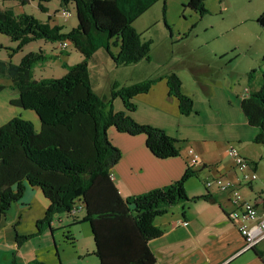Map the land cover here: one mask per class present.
<instances>
[{
	"label": "trees",
	"instance_id": "trees-1",
	"mask_svg": "<svg viewBox=\"0 0 264 264\" xmlns=\"http://www.w3.org/2000/svg\"><path fill=\"white\" fill-rule=\"evenodd\" d=\"M2 1L26 5L32 0ZM37 1L45 11L39 3L45 0ZM157 1L59 0L60 5L71 2L74 6L77 24L68 32L48 20L16 14L11 8L0 9V34L17 43L14 51L42 39L69 43L83 57L76 64L62 63L66 73L61 78L41 79L34 78V67L55 56L38 51L26 54L18 64L0 60V79L9 81L10 89L17 92L9 104L34 112L40 122L39 131L21 116L0 125V219L19 202L26 186L39 188L49 202L43 218L37 221V234L50 227L54 216L69 214L79 201L85 211L82 222L89 225L99 264H157L148 247V241L162 234L155 219L180 203L213 199L208 193L188 197L185 183L199 173L193 169L195 164L188 162L178 180L126 198L119 195L110 178L121 156L108 138L110 127L130 136L144 135L147 149L158 159L180 155L182 141L161 128L136 122L127 113L135 110V96L147 93L163 79L169 94L177 99L179 112L189 115L193 111V101L182 93L175 73L132 85L114 82L108 96L92 88L88 64L99 50L116 66L150 61L152 42L143 39L132 23ZM205 1L188 0L185 7L204 15ZM256 22L264 28V11ZM261 62L264 65V56ZM4 88L0 84V92ZM115 98H120L126 111H114ZM239 105L246 122L258 130L252 142L264 144V69L259 88L249 92ZM34 236L18 235L15 241L21 246ZM30 264L45 263L33 260Z\"/></svg>",
	"mask_w": 264,
	"mask_h": 264
},
{
	"label": "crops",
	"instance_id": "crops-1",
	"mask_svg": "<svg viewBox=\"0 0 264 264\" xmlns=\"http://www.w3.org/2000/svg\"><path fill=\"white\" fill-rule=\"evenodd\" d=\"M60 8L61 6L58 9ZM49 17L51 25H61L52 15ZM57 47L61 49H57L58 53L52 52V55L56 57L54 62L60 66L62 63L76 64L83 58L69 43L66 47H61L58 42L54 49ZM61 51L65 58L60 56ZM101 52L97 51L88 64L92 88L96 93L98 90H95L94 85L98 84L97 77H101V73L95 60ZM112 52L116 53L117 50ZM166 53L155 66L146 65V61L131 65L128 69V83L115 82L132 85L169 73H175L179 77L182 93L193 101V111L189 115L179 112L177 99L169 94L163 79L147 93L135 96L132 100L135 110L127 113L136 122L161 128L169 136L182 141L180 155L158 159L147 149L144 135L130 136L110 127L107 130L108 138L121 154L119 161L111 169L113 183L122 198L165 187L183 175L186 164L191 159V150L198 158L193 169L199 173L197 177L186 181V194L188 197H198L208 193L213 199L180 203L155 219L154 224L162 234L148 241V247L156 263L264 264V240L252 249L244 250V240L236 224L229 219L234 206L229 201L228 192L205 187L206 181L220 177L231 182L242 197L251 202L260 191H264V155L261 154L259 144L252 142L258 130L246 122L239 105L240 100L249 92L259 88V82L254 88L252 74L241 78L237 69L232 68V57L225 56L227 51L224 48L205 54L197 60L175 59L172 46L166 49ZM101 56V62L105 61L109 65L110 58L107 54L104 52ZM9 86L10 83L6 87L11 90V94L0 101V125L18 115L29 120L34 130L39 131L40 122L34 112L22 111L23 109L9 104V100L17 96V92ZM112 105L116 112L126 111L120 98H115ZM230 147L252 164L256 180H242L233 158L228 154ZM48 205V200L39 188L25 187L19 202L14 203L12 208L10 206L0 219V264H30L33 260L45 264H79L80 261L83 264L87 256H95L91 234L88 246H75L76 239L71 236L74 253L64 257L59 252V230L86 223L82 222L85 211L82 213L79 210H84L79 201L74 214L59 215L58 221L53 219L49 228L44 227L37 234V221L43 218ZM18 235L35 236L28 243L18 246L15 241ZM36 239L38 243L35 244Z\"/></svg>",
	"mask_w": 264,
	"mask_h": 264
},
{
	"label": "rangeland",
	"instance_id": "rangeland-1",
	"mask_svg": "<svg viewBox=\"0 0 264 264\" xmlns=\"http://www.w3.org/2000/svg\"><path fill=\"white\" fill-rule=\"evenodd\" d=\"M187 1L158 0L132 23V27L141 34L143 39L152 42L151 61L145 62V64L157 65L167 55L166 49L171 46L174 50L173 57L179 58V60H197L203 58L205 54H212L213 51L224 48L227 51L225 56L232 57L231 65L233 69H237V74L241 78H245L250 73L252 80L254 79L252 82L254 88L258 82L260 85L261 71L264 69L261 62V58L264 56V28L257 24L256 19L264 11V0H206L204 7L207 13L204 15H199L186 8ZM39 3L45 8V11L38 7L37 0H32L26 5L0 0V9L11 8L16 14H29L42 22L49 20V16L52 15L63 26L64 32H68L76 26L77 19L71 2L65 6L60 5L59 0H45ZM59 6H61L60 9H58ZM62 10L68 11L70 16L61 17ZM56 46V42L39 39L14 51L17 43L0 34V59L18 64L21 58L30 52L42 51L46 55H52L54 51L58 53L57 49L60 47L54 49ZM71 50L72 47H70ZM112 50H117V48H112ZM101 51L95 60L101 77H97L98 84L94 85V88L98 90L99 95L108 96L110 86L115 81L122 84L128 83L130 66H116L110 59H108L109 65H106L105 61L101 62V55L104 53L103 50ZM59 54L65 58L61 52ZM54 60L34 67V76L37 78L40 76L44 78L64 76L66 69L55 63ZM0 83L5 86L0 92V101H2L11 94V90L6 87L9 81L0 79ZM258 147L261 154L264 155V144H259ZM239 173L242 176V173ZM79 210L84 212L81 208ZM59 215L64 216L65 214H58L53 219L58 221ZM58 233L59 252L64 257L74 253L71 236L75 237L74 243L78 247L88 246L91 239L88 223L71 228L65 227ZM34 243H38V240L36 239ZM53 249L55 250V247ZM92 260L94 264H99L96 256H87L83 264H92ZM79 264H82V261Z\"/></svg>",
	"mask_w": 264,
	"mask_h": 264
},
{
	"label": "built area",
	"instance_id": "built-area-1",
	"mask_svg": "<svg viewBox=\"0 0 264 264\" xmlns=\"http://www.w3.org/2000/svg\"><path fill=\"white\" fill-rule=\"evenodd\" d=\"M61 17H69L70 13L66 10L60 12ZM61 47H65L66 43H61ZM191 159L189 164L194 165L196 163V155L189 150ZM228 154L234 160L235 168L242 173V180L252 182L257 179L255 171L252 170V166L248 160L243 158L236 149L230 147ZM113 180V175H110ZM206 189L216 188L221 192H228L229 201L233 204L234 209L229 214V219L232 223L236 224V227L244 240V250H249L255 247L258 243L264 240V191H260L253 202L245 200L240 194L239 190L233 187V184L229 181H225L223 178H212L205 182ZM77 211V207L74 206L70 213L74 214ZM178 224H184L178 222Z\"/></svg>",
	"mask_w": 264,
	"mask_h": 264
}]
</instances>
